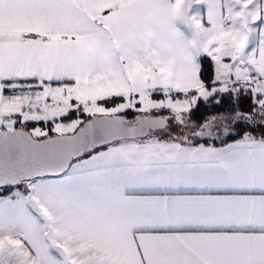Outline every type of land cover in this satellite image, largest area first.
Listing matches in <instances>:
<instances>
[{
	"label": "snow or ice",
	"instance_id": "1",
	"mask_svg": "<svg viewBox=\"0 0 264 264\" xmlns=\"http://www.w3.org/2000/svg\"><path fill=\"white\" fill-rule=\"evenodd\" d=\"M0 264H264V0H0Z\"/></svg>",
	"mask_w": 264,
	"mask_h": 264
}]
</instances>
